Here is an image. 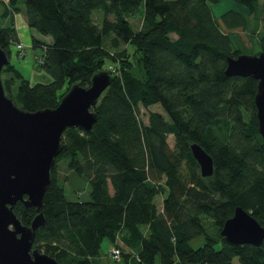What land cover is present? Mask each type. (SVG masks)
I'll return each mask as SVG.
<instances>
[{
	"label": "trees",
	"instance_id": "1",
	"mask_svg": "<svg viewBox=\"0 0 264 264\" xmlns=\"http://www.w3.org/2000/svg\"><path fill=\"white\" fill-rule=\"evenodd\" d=\"M219 1L0 0L7 19L0 47L9 59L0 77L18 107L54 108L72 85L88 87L96 72L110 74L92 108V129L62 133L34 248L58 264H108L107 257L123 264H264V239L233 244L220 234L236 206L264 227L257 80L225 74L227 59L254 38L264 51V0H231L217 16L212 6ZM16 13L43 51L35 60L46 81L32 83L10 61L11 45L20 41ZM155 105L161 111L149 109ZM192 143L212 157L211 176L200 175ZM73 174L86 178L87 198L66 196ZM13 210L24 225L38 213L21 201ZM104 241L119 250L118 260L104 254Z\"/></svg>",
	"mask_w": 264,
	"mask_h": 264
},
{
	"label": "water",
	"instance_id": "2",
	"mask_svg": "<svg viewBox=\"0 0 264 264\" xmlns=\"http://www.w3.org/2000/svg\"><path fill=\"white\" fill-rule=\"evenodd\" d=\"M9 63L0 47V73ZM227 76H250L257 80L254 104L258 131L264 145V51L241 53L227 59ZM110 83L106 70L96 72L88 87L72 85L54 108L27 111L8 97L0 77V264H58L57 260L33 247L37 229L44 224L43 197L51 181L61 136L67 128L90 131L96 121L92 108ZM202 177L213 174L212 157L198 144H190ZM21 201L38 213L24 225L14 213ZM220 234L233 244L259 246L264 227L240 206L222 225Z\"/></svg>",
	"mask_w": 264,
	"mask_h": 264
},
{
	"label": "rangeland",
	"instance_id": "3",
	"mask_svg": "<svg viewBox=\"0 0 264 264\" xmlns=\"http://www.w3.org/2000/svg\"><path fill=\"white\" fill-rule=\"evenodd\" d=\"M7 2V1H6ZM234 5L232 3L231 0H221L218 3L214 4L212 6L214 14L215 15H220L224 10L228 9L230 6ZM4 9V5L0 2V25H5L7 23V19L3 18L1 16V13ZM99 13H97L96 17H99ZM140 20L141 17L140 15H136L135 17L131 18V23L134 26L135 29L139 28L140 26ZM15 22V21H14ZM16 25H17V32L19 34V39L23 42L24 45V51H25V55L24 57H19L16 55V46L15 44L11 45V55H10V61L11 63L15 64L18 68L21 69V71H23L24 75L26 77H28L30 79V81L32 83H34L35 81H46L49 79V75L46 74L44 71L37 69L36 67V60L35 57L37 55H41L42 54V49L40 47H33L32 42H31V35L33 30L30 29L25 21L24 15L23 13H20L18 15H16ZM248 45L251 47H243L241 49V52L244 54H255L259 52V46H258V40L256 38H254V40L250 43H248ZM134 73L137 76L141 77V74L139 72V70L134 69ZM15 93H16V89H13V97H14V101H15ZM17 104H19L18 102H16ZM149 109H153V110H159L161 111L160 107L158 105L152 106ZM141 112L143 113V119L144 121H146V112L147 110L145 108L141 109ZM168 143L171 147H173V136L169 135L168 136ZM65 169L63 167V165H61L60 168V173L63 176L65 173ZM70 180H68L65 183L64 189H65V194L68 198H72L75 197V191L77 190V193H80L81 191H83L84 196L87 195V192L89 190V185L88 182L86 180L85 177L83 176H79L77 174H73L70 178ZM75 187V189L73 188ZM209 226V224H207ZM208 229L210 230V232H212V229L210 227H208ZM202 237H196L193 241L192 244L194 246L201 244L202 242ZM103 247H105V251L104 254H108L110 252L111 249V245H106V241H104L103 243ZM108 259L106 260V262L108 264H123V260L118 262V263H113L112 259L110 257H107ZM235 263L234 264H239L237 259H234ZM155 264H159V259H156V263Z\"/></svg>",
	"mask_w": 264,
	"mask_h": 264
},
{
	"label": "built area",
	"instance_id": "4",
	"mask_svg": "<svg viewBox=\"0 0 264 264\" xmlns=\"http://www.w3.org/2000/svg\"><path fill=\"white\" fill-rule=\"evenodd\" d=\"M15 46H16V53L18 54V56H19V57H23L24 54H25L23 43L19 41V42H17V43L15 44ZM39 60H40V58H39ZM110 254H111V256H112L114 259H116V260L119 259L120 252H119L118 249L111 248V249H110Z\"/></svg>",
	"mask_w": 264,
	"mask_h": 264
},
{
	"label": "crops",
	"instance_id": "5",
	"mask_svg": "<svg viewBox=\"0 0 264 264\" xmlns=\"http://www.w3.org/2000/svg\"><path fill=\"white\" fill-rule=\"evenodd\" d=\"M1 1H4V2H6L7 0H1ZM18 14H20V13H16L15 14V16H14V24H15V27H16V29H17V25H16V15H18ZM18 36H19V34H18ZM20 40V39H19ZM20 42H22L21 40H20ZM23 43V42H22ZM71 177V176H70ZM68 180H70V179H68ZM74 189H75V187H73ZM75 197H72L73 199H75V198H77V197H79V199H85V198H87L88 197V192H87V195L86 196H84V194L85 193H83V191H81L80 193H77V190L75 191Z\"/></svg>",
	"mask_w": 264,
	"mask_h": 264
}]
</instances>
